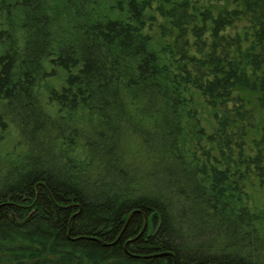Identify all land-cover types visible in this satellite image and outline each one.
Returning a JSON list of instances; mask_svg holds the SVG:
<instances>
[{
	"label": "trees",
	"instance_id": "16d2710c",
	"mask_svg": "<svg viewBox=\"0 0 264 264\" xmlns=\"http://www.w3.org/2000/svg\"><path fill=\"white\" fill-rule=\"evenodd\" d=\"M254 183L264 0H0L1 264H264Z\"/></svg>",
	"mask_w": 264,
	"mask_h": 264
},
{
	"label": "rangeland",
	"instance_id": "374dc122",
	"mask_svg": "<svg viewBox=\"0 0 264 264\" xmlns=\"http://www.w3.org/2000/svg\"><path fill=\"white\" fill-rule=\"evenodd\" d=\"M155 28H156V26H155ZM155 28H153V30H149V32L153 33V35L155 36L154 38L157 39L158 36L156 35ZM240 29H241V26L239 27V30ZM158 42H160V41H158ZM53 84H55L56 87L59 86L58 82H56V83L53 82ZM200 120H201V125H203L205 128H207L206 121L207 120L209 121V117L207 116V114L205 112L203 114H201ZM11 136L14 137V135H11ZM11 136H9V137H11ZM4 137H5L4 138V141H5L8 136L5 135ZM9 139H11V138H8L5 141L6 144L11 143V141ZM14 139H15V137H14ZM145 171H147L146 168L142 172H145ZM146 180H147V178H146ZM145 182H146V184H151L152 183V181H150V180L145 181ZM149 182H151V183H149ZM245 190H246V192H247V194L249 195V198H250L249 202H248V205L250 207H253V208L264 209V185L260 186V185L255 184V183L254 184H248Z\"/></svg>",
	"mask_w": 264,
	"mask_h": 264
},
{
	"label": "water",
	"instance_id": "95a60500",
	"mask_svg": "<svg viewBox=\"0 0 264 264\" xmlns=\"http://www.w3.org/2000/svg\"><path fill=\"white\" fill-rule=\"evenodd\" d=\"M133 213H134V212H132V213L129 215V218L132 216Z\"/></svg>",
	"mask_w": 264,
	"mask_h": 264
}]
</instances>
